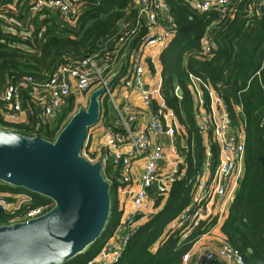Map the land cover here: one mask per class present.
<instances>
[{"label":"trees","instance_id":"trees-1","mask_svg":"<svg viewBox=\"0 0 264 264\" xmlns=\"http://www.w3.org/2000/svg\"><path fill=\"white\" fill-rule=\"evenodd\" d=\"M34 1L0 0V95L8 87L19 85L22 101L32 106L35 102L24 87L28 78L45 82L60 65L102 52L105 43L116 35L118 25L136 15V0H76L77 12L69 16L57 11L31 15ZM190 1L166 0L177 32L160 57L162 96L178 123L177 148L185 160L180 170L182 179L173 184L161 210L130 239L117 264H182V257L218 224L219 215L214 208L210 218L184 242L178 234L164 238L168 225L191 204L192 189L206 161L207 147L196 122L190 90L192 78L214 88L234 123L235 107L241 108L246 133L245 174L221 232L230 246L244 256L245 264H264V7L260 8V16H252L254 1L242 0L232 17L222 19L217 12L198 13ZM207 33L218 49L202 58L197 53ZM150 68L153 71L152 65ZM178 90L183 94L181 98ZM74 102L69 97L52 124H39L35 112L30 118L15 122L0 117V128L54 141L72 118ZM107 102L103 111L106 124L110 123ZM211 153L215 165L219 147L213 141ZM107 176L112 184L113 204L108 225L86 254L67 264L92 262L120 226L126 202H121L119 195L126 188ZM0 192L26 191L0 183ZM31 196L30 208L53 205L47 198ZM161 199H157V209ZM11 221L12 217L0 216V225Z\"/></svg>","mask_w":264,"mask_h":264},{"label":"built area","instance_id":"built-area-1","mask_svg":"<svg viewBox=\"0 0 264 264\" xmlns=\"http://www.w3.org/2000/svg\"><path fill=\"white\" fill-rule=\"evenodd\" d=\"M253 1L254 10L250 13L252 16H260L264 0ZM241 2L242 0H191L190 4L198 13L217 12L223 19L232 17ZM134 10L135 17L118 25L116 35L105 43L102 52L60 65L45 82L28 78L24 87L28 96L34 100V106L22 101L19 85L8 87L0 95V117L3 120L21 121L36 112L38 123L45 126L55 120L69 97L75 94L81 99L89 100L92 92L113 78L102 98H106L116 111V123L100 126L99 122L89 130L87 138H90L93 129L102 130L104 149L98 163L105 176L107 174L108 178L126 188L123 193L127 202L116 233L89 264L119 262L130 239L164 206L173 184L182 179L180 170L185 164L184 157L177 148L180 135L178 123L163 100L162 76L157 73L150 75L147 80L144 71L148 51L162 54L175 38L177 25L170 16L166 0H136ZM42 11L74 15L77 12L76 0L34 1L30 14L36 15ZM217 49V43L207 33L197 56L208 57ZM150 65L153 66V71H150L154 73L153 63L150 62ZM259 74L258 72L256 76ZM190 90L196 122L203 134L207 154L200 176L192 189L191 204L168 225L164 233L165 239L178 234L181 242L187 240L201 223L210 218L214 208L219 215L216 228L227 218V207L239 191L245 174L246 133L241 115L236 116L237 121L234 123L223 98L209 83L192 78ZM136 93L141 96L147 110L146 129L141 128V111L133 103ZM155 94L162 98L160 104L155 102ZM80 105H85L83 108L88 106L86 103ZM169 115L172 116V123L168 121ZM104 120V116L101 117V121L105 123ZM158 139H164L168 149ZM212 141L219 147L215 165L212 162ZM124 148L128 149L126 154L122 153ZM139 161H144L143 171L140 176H135L134 164ZM165 163L170 164V169L164 166ZM31 195L27 191L17 194L0 192V216L12 217L8 224H13L35 219L50 210L46 206L30 208L33 204ZM158 198L162 199L161 206L157 209ZM215 229L193 245L182 257V264H208L212 261L245 264L244 256L230 246L227 238L215 246L200 244Z\"/></svg>","mask_w":264,"mask_h":264},{"label":"water","instance_id":"water-1","mask_svg":"<svg viewBox=\"0 0 264 264\" xmlns=\"http://www.w3.org/2000/svg\"><path fill=\"white\" fill-rule=\"evenodd\" d=\"M112 79L91 93L88 106L54 141L0 128V183L53 202L42 216L0 225V264H67L101 238L111 217L112 184L82 150L101 120L102 97Z\"/></svg>","mask_w":264,"mask_h":264},{"label":"crops","instance_id":"crops-1","mask_svg":"<svg viewBox=\"0 0 264 264\" xmlns=\"http://www.w3.org/2000/svg\"><path fill=\"white\" fill-rule=\"evenodd\" d=\"M147 57H148L147 62H146V64H144V69H145L144 71H145L147 80H149V76L150 75H156L157 73H159V75L161 76V72H162V65H161V62H160L161 54H157V53H155L153 51H148ZM150 62H152L154 67H155V72L154 73H152L150 71V69H151L150 68ZM155 97L158 100L157 101L155 99V102H157L158 104H160L161 101H163L162 98L160 99L157 94H155ZM133 103L136 106V108H138L141 111V117H140V121H139L140 126H141L142 129H146L147 123H148L147 116H146V111L147 110H146V107L143 104L141 96L138 93L134 94ZM235 114H236V116L242 114L241 113V108L239 106L235 107ZM109 119H110V114H109ZM168 121H169V123H172V116L171 115L168 116ZM105 122H106V120H105ZM111 123L115 124L116 122L113 121V122H110V124ZM101 131L100 130H94L95 134L92 135V138H91V141H90V145L85 149L87 151V153L89 154V156L91 158H94V161H93L94 163H96V162L98 163V160L100 159L101 153H102V151L104 149V141H103L104 139H103V136L101 137V135H102ZM100 138H102L103 140H100ZM157 141L160 142V143H165L166 144V149H168L167 143H166V141L164 139H158ZM204 145L206 146L205 142H204ZM127 152H128L127 148H124L122 150V153H124V154H126ZM206 154H207V151H206ZM143 165H144V161H139V162H136L134 164L133 174L135 176H140L141 175V173L143 171ZM169 165L170 164H168V163L164 164V166L167 169H170L168 167ZM199 176H200V174L198 175V177ZM155 193L156 192L154 191V194ZM119 197H120L121 202H124V201L127 202V198H126L125 193H122V194L120 193ZM154 197H155V195H154ZM230 205L227 207L226 216H228ZM127 210L128 211L130 210L129 206H128ZM224 222H225V220L222 221L221 224L218 225V227L213 231V233L210 236L205 237L200 242V244H203V245H206V246H215V245H217L219 243V241H222L224 238H226L221 232V227L224 224Z\"/></svg>","mask_w":264,"mask_h":264},{"label":"rangeland","instance_id":"rangeland-1","mask_svg":"<svg viewBox=\"0 0 264 264\" xmlns=\"http://www.w3.org/2000/svg\"><path fill=\"white\" fill-rule=\"evenodd\" d=\"M9 22H10V24H12V21H9ZM71 97H73V98L75 99V102H74V109H73V112H72V115H71V117H72L74 114H76V113L79 111V109L85 107V105L82 106V105H80V103H82V104H85V103H86V105H87V104H88V100H87V98L81 99L80 96H77V95H75V94H74L73 96H71ZM77 100H78V101H77ZM105 101H107V99H106V98H102V117H103L104 102H105ZM107 103H109V105H110V106H109L110 109H108V111H109L108 114H110V119H109V120H110V122H113V121L116 120V118H118V116H117V114H116V111L113 109L112 104H111L109 101H108ZM54 121H55V120H53L50 124H52ZM104 121H105V120H104ZM106 123H107V121L104 123L103 121L100 120V126H104ZM109 124H110V123H108L107 125H109ZM110 125H112V123H111ZM52 128H53V127H52ZM94 130H96V129H93V132L90 133V138H87V139H86V141H85V143H84V145H83V150H82V156H84L87 160H89V161L92 162V163H94V162H93V161H94V158H91L85 149L90 145V141H91L92 135L95 134ZM102 136H104L103 133H102L101 137H102ZM100 140H103V139L100 138ZM87 142H88V143H87ZM52 206H53V205H52ZM52 206H51V207H52ZM51 207H50V208H51ZM90 263H91V262H90Z\"/></svg>","mask_w":264,"mask_h":264}]
</instances>
